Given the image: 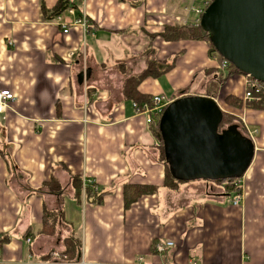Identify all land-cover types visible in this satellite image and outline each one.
<instances>
[{"label": "crops", "instance_id": "crops-1", "mask_svg": "<svg viewBox=\"0 0 264 264\" xmlns=\"http://www.w3.org/2000/svg\"><path fill=\"white\" fill-rule=\"evenodd\" d=\"M59 1L0 0V91L15 96L0 114V264L50 262L68 237L87 264H264V111L243 101L245 76L228 78L212 98L241 121L254 147L236 181L244 192L238 207L224 185L166 189L160 120L148 124L124 96L127 78L147 67L148 35L197 26L199 16L184 9L213 0H75V16L62 14L67 34L43 12ZM84 16L87 30L76 25ZM153 47L174 67L143 81L142 95L210 98L207 72H222L208 43L157 37ZM228 97L242 108L226 105ZM77 177L95 181L100 202L90 203L84 189L75 198ZM52 180L61 192L50 190ZM130 184L158 191L125 208ZM46 211L61 213L52 236L43 233ZM167 242L174 246L159 253Z\"/></svg>", "mask_w": 264, "mask_h": 264}, {"label": "water", "instance_id": "water-1", "mask_svg": "<svg viewBox=\"0 0 264 264\" xmlns=\"http://www.w3.org/2000/svg\"><path fill=\"white\" fill-rule=\"evenodd\" d=\"M217 53L264 84V0H213L201 18ZM222 111L212 98L173 102L160 120L165 155L180 181L241 178L254 156L235 127L219 132Z\"/></svg>", "mask_w": 264, "mask_h": 264}, {"label": "trees", "instance_id": "trees-1", "mask_svg": "<svg viewBox=\"0 0 264 264\" xmlns=\"http://www.w3.org/2000/svg\"><path fill=\"white\" fill-rule=\"evenodd\" d=\"M78 8V5L75 3V0H60L57 5L54 7L53 10H47L45 7L43 12L48 20H54L57 17L64 14L69 8ZM125 33V32H121ZM157 37H161L166 42H180V41H204L208 43L210 48V55L214 56L217 53L216 49L212 45L210 41V34L206 32L202 27L201 24L198 26L193 25H184V24H177V25H166L164 31L160 34H149V46L145 51V55L147 56V67L146 69L137 76H132L127 78L124 86V96L126 99L133 101L137 104H144L149 103L151 104L152 98L149 96L142 95L138 88L148 78L158 79L167 72H169L173 67L174 63H161L157 60V52L153 47V43ZM219 55V54H218ZM175 60V59H174ZM173 60V62H174ZM219 60L222 61L223 58L219 55ZM124 63L118 65L119 68L124 67ZM217 70L211 69L209 70L208 77H209V93L208 97L216 98L217 91L221 85H224L228 78L234 75H241L246 76L245 74L238 71L233 65H231L227 70V75L224 78L222 73H219L217 78H214V74L217 73ZM125 74V72H124ZM226 105L229 107H233L236 109H241L243 106L242 101L234 97H228L225 100ZM249 106L252 108L260 109L264 111V97H262L259 101L253 100L248 103ZM230 127H235L238 132L249 140L247 136V131L245 130L244 126L242 125L241 121L230 114L222 112V122L219 128V132L222 133L223 131L229 129ZM156 133L159 135V140L161 142V155L166 159L165 155V148L164 143L160 131V122L156 126ZM236 179L230 180H221V181H209L211 183H215L218 185H224V193L228 196L235 195L241 191V188L238 187ZM73 188L75 192V198L81 199L83 189L87 196V200L90 203H98L102 199V195L98 194L97 189H95V185L87 186L84 188L83 181L80 178H73ZM186 182L177 180L172 172L169 163L166 164V176L164 187L169 189L173 192H179L180 187L185 184ZM47 186H50V190L52 192H61V187L56 180H52ZM158 191L156 186L152 185H138V184H130L126 185L123 190V200L125 208L130 207L133 203L140 200L142 197L146 195L155 194ZM92 200V202H91ZM61 217V213L59 212H50L46 211L44 214V223H43V233L47 235H55L58 219ZM64 246L65 251L62 252L64 256H67L70 262H78V258L76 257L77 249L79 248V242L74 239L73 237H68L64 239Z\"/></svg>", "mask_w": 264, "mask_h": 264}, {"label": "built area", "instance_id": "built-area-1", "mask_svg": "<svg viewBox=\"0 0 264 264\" xmlns=\"http://www.w3.org/2000/svg\"><path fill=\"white\" fill-rule=\"evenodd\" d=\"M82 1V0H78ZM207 8H194V7H188L185 8L184 11L188 14L191 15L192 13H195L199 16V21L196 22V25H200L201 23V18ZM75 8L71 7L69 8L66 12L69 15L75 16ZM62 15L56 18V21L58 24H60L64 28V33L67 34L69 32L67 25L63 24L62 21ZM189 20H186V23H188ZM76 25L81 26L84 30L88 29V22L85 19V16L79 20L76 21ZM215 59H219V55L216 54L214 55ZM231 66V64L226 61L222 60L219 63V70L222 72H225L228 70V68ZM246 78V84H245V93L243 96V101L244 102H251L253 100L259 101L262 97H264V84L253 79L250 76H245ZM15 100V96L12 92L10 91H0V114H2L8 104L12 101ZM174 102L173 98H169L165 95H158L154 96L151 100V104L149 103H144V104H137L134 103L133 106L138 114H142L146 116V122L148 124L153 122L154 118H157L158 120H161L165 110ZM95 185V181L92 180H87L84 179L83 181V186L86 188L87 186ZM238 187L241 188V191L239 193H236L233 198H232V204L234 206H240L242 198L244 196V192L242 189L241 184L238 182L237 183ZM174 244L172 242H167L165 245H161L157 247V250L159 253H163L165 248H170L173 247ZM44 264H87L86 262L79 261L77 263L70 262L67 258V256H64L62 252L60 251H55L52 253V258L50 262L44 263Z\"/></svg>", "mask_w": 264, "mask_h": 264}, {"label": "rangeland", "instance_id": "rangeland-1", "mask_svg": "<svg viewBox=\"0 0 264 264\" xmlns=\"http://www.w3.org/2000/svg\"><path fill=\"white\" fill-rule=\"evenodd\" d=\"M220 72H222V71L220 70ZM222 73H223V72H222ZM218 75H219V74L216 73V75H215L214 77L217 78ZM226 75H227V70L225 71L224 78H225ZM222 86H223V85H221V86L219 87L218 91H217V97H216V99L218 98V95H219V92H220V89H221ZM196 182H197V183H200V182H201V183H205V182H209V181H196Z\"/></svg>", "mask_w": 264, "mask_h": 264}]
</instances>
